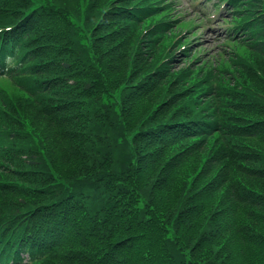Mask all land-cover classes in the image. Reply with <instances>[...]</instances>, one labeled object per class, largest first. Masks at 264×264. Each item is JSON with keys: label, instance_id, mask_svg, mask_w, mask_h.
Masks as SVG:
<instances>
[{"label": "trees", "instance_id": "trees-1", "mask_svg": "<svg viewBox=\"0 0 264 264\" xmlns=\"http://www.w3.org/2000/svg\"><path fill=\"white\" fill-rule=\"evenodd\" d=\"M263 4L227 0L248 83L202 88L169 3L0 0V264H264Z\"/></svg>", "mask_w": 264, "mask_h": 264}, {"label": "rangeland", "instance_id": "rangeland-1", "mask_svg": "<svg viewBox=\"0 0 264 264\" xmlns=\"http://www.w3.org/2000/svg\"><path fill=\"white\" fill-rule=\"evenodd\" d=\"M201 0H171L172 2V6L174 7V12L177 13L176 17L179 20H186L185 22L181 23L184 31L189 34V36H191V40L196 39L197 42H199V47H198V51H200L199 56H202L203 59L200 61H196L194 69H190L189 71V76L188 78H193L194 74L196 77V80L198 78H200L204 72L200 73L198 72V68H200L201 66H203V64L209 63V59L211 60L212 58L218 57L219 54L222 51V47H224V45H231L233 44V40H228L226 38H224L222 36V31H223V25L228 23V13L225 12H221L223 10L219 9L217 10V7H208L210 2L212 0H202V2L206 5V7H204L203 9L201 8ZM200 2V3H199ZM222 5V4H220ZM222 6H220L221 8ZM264 8V4L263 5H258L256 6V10H261ZM220 14H222V17H220ZM147 24V22H146ZM140 29L139 27L136 28V32H139ZM170 41V39L168 40V42ZM163 42V40H162ZM230 47V46H228ZM226 47V48H228ZM239 51L242 52L243 55V60H245L246 62L249 61V59L253 58V55L251 56L250 52H247L244 47H238L237 48ZM155 55V54H154ZM225 55V54H224ZM264 58L258 57L256 60H253L254 64H257V66H259L260 64H262ZM227 61H229L227 59ZM115 64L111 65L110 68L112 69V75L115 74L116 71V67L114 66ZM183 66V65H181ZM255 66V67H257ZM175 67L176 69L180 68L178 67V65L175 63ZM205 66H203V70ZM206 68V67H205ZM188 69V67H185V71ZM230 72H227V70H225V74H222V69L219 68L218 66H216V68L214 70H210L209 72L211 73V75L209 74V72L207 73V77L212 76V74H215L217 76V79H219L220 81V85L221 87H223V84L226 85V87L233 85L231 80H230V76L234 79L235 84H247L248 80L247 78H243L241 79L240 77H235L234 78V71H232L230 69ZM185 74V73H184ZM185 76H187L185 74ZM229 77V79L227 78ZM187 80V79H186ZM163 83H161L160 85H162ZM0 85L5 86L8 90L12 91L13 96L16 100V103H18L20 105V107H25L23 106V102L25 97H23L22 93L23 91H21L18 88H15L12 86V84L5 78H0ZM224 88V87H223ZM163 91V89L160 90V93ZM153 96L152 97H157ZM152 97H147L142 100L140 103L136 104L137 107V112L136 115H141L144 111H146L148 109L149 106L154 105V101L156 98ZM200 100V98H198ZM174 99L170 100L173 101ZM182 99H180L181 101ZM203 101H201L200 103H202ZM170 108V107H169ZM20 113H22V111L19 109ZM129 114H133L134 110H130L128 112ZM18 115V113H17ZM20 116V115H19ZM22 117V116H21ZM147 172V171H146ZM148 174V172H147ZM147 174H145L147 176ZM150 174V173H149ZM148 174V175H149ZM152 180L153 179H149L146 182V187L147 189L150 188L151 184H152ZM164 189L171 191L172 188L166 184L164 187ZM159 194V193H158Z\"/></svg>", "mask_w": 264, "mask_h": 264}]
</instances>
